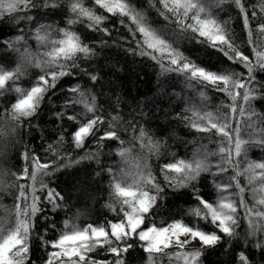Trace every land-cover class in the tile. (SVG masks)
<instances>
[{
	"label": "snow or ice",
	"instance_id": "snow-or-ice-1",
	"mask_svg": "<svg viewBox=\"0 0 264 264\" xmlns=\"http://www.w3.org/2000/svg\"><path fill=\"white\" fill-rule=\"evenodd\" d=\"M144 4L146 8L137 9L132 0H92L91 4L87 0H43V3L0 0V20L7 16V22L15 25L22 21L33 23L32 11L41 8L66 7L68 12V27L40 24L35 28L32 38L42 52L31 51L24 35L7 40L0 37V44L17 57L14 68L0 66V96L9 92L17 94L15 103L0 117L10 115L12 120L27 121L31 127V118L37 117L46 96L51 102L48 94L56 95L60 80L82 75L92 82L97 81L98 75L82 67L80 61L95 59L99 55L98 47L118 46L132 56L155 62L160 78L175 74L182 79L185 89L199 97L200 103L195 104L190 98L181 97V93H171L188 103L175 119L204 134L208 144L213 143L214 137L222 141V146L218 147L219 158L214 164L208 162L207 157L217 153L204 144L196 149V153L202 152L204 158L165 162L160 168L168 188L174 191L190 188L192 191L198 204L187 214L194 217L196 223L174 220L166 226L163 222L158 226L150 219L165 186L152 171L145 173L147 165L130 159V148L125 147L126 141L120 133L131 129L133 137L140 141V147L147 148L149 154L157 157L166 142L155 139L142 127L137 129L134 121L125 126L121 116L103 113L92 89L77 82L67 89H60L65 92L62 110L53 115L58 121L67 119L77 125L76 131L70 133L76 149H84L91 138L96 150L84 151L73 161L71 157L61 156L60 151L49 143L44 149L45 155L54 153L56 156L49 163L47 160L42 162L39 155L25 148L22 171L14 173L18 191L16 200L24 203L23 206L15 205L14 227L5 228L0 224V264H126L124 257L135 246L130 242L133 240L140 242L148 254L147 264H159V255H168L165 249L171 246L179 251L168 255L169 264H204L205 249H214L222 241H226L224 254L232 257L231 264H257L249 250L264 251V162L244 159L242 149L246 144L264 148V126H261L264 125V114L254 106L256 100L264 98V82L258 81V73H264V0L254 3L250 0H144ZM225 5L231 6L235 13L239 33L225 26L228 21L221 23L214 15V9L225 11ZM149 11L157 12L164 23L157 26L149 19ZM112 18L117 24L110 28L107 25ZM77 24L99 34L98 41L84 42L71 27ZM121 27L127 35L121 34ZM113 30L117 34L115 38ZM185 39L215 49L230 65H238L239 69L229 67L214 71L202 66L180 50V42ZM21 41H24L23 48ZM27 65L40 68L41 74L31 87L24 88L19 81L28 75ZM209 88L224 98L220 101L226 113L223 119L214 111L202 108L209 99L206 92ZM160 89L161 94L167 95L163 86ZM77 106L80 111L76 110ZM254 128L256 130L252 131ZM246 129L252 131L255 139H245ZM58 131V143L63 145L68 133L62 124ZM137 131L138 136L135 135ZM107 141L119 142L115 155L127 165V168L100 170L112 176L113 200L108 207L116 214V221L80 228L65 220V230L58 237L50 240L39 237L46 252L32 260L30 238L34 221L40 216L47 220L46 206H51L54 212L65 199L45 178L73 163L95 161L100 164L101 150ZM59 159L69 162L60 164ZM202 174L213 178L214 201L205 200L200 194L198 181ZM122 176L130 177V182L122 183ZM241 223L245 225L242 232L239 231ZM55 228L56 224L52 222L51 229ZM192 241H197L199 247L189 249L187 246ZM237 242L240 247H233ZM100 252L112 259L100 258Z\"/></svg>",
	"mask_w": 264,
	"mask_h": 264
},
{
	"label": "trees",
	"instance_id": "trees-1",
	"mask_svg": "<svg viewBox=\"0 0 264 264\" xmlns=\"http://www.w3.org/2000/svg\"><path fill=\"white\" fill-rule=\"evenodd\" d=\"M38 3H43V0H37ZM254 3L255 0H250ZM88 4L92 0H87ZM132 4L137 9L146 8L144 0H132ZM225 11L214 9L213 13L216 18L223 23L228 21L226 27L234 29L237 33L240 32L239 22L235 19V13L231 10V6L225 5ZM34 16V21L31 24L20 22L18 25L8 23L7 16L0 20V37L5 40L12 39L17 35H24L27 40V47L33 52H42L32 34L35 28L40 24H52L57 27H68L66 21L68 12L65 8L56 9H38L31 13ZM149 19L154 21L157 26L164 23L163 18L155 11L147 12ZM233 17L229 19V17ZM117 24V20L112 18L108 21V27ZM86 43L98 41L99 34L93 33L83 25L77 24L71 26ZM120 32L127 35V32L121 27ZM116 32L113 30V38L116 37ZM105 39H108L105 37ZM23 48L24 41L20 42ZM180 50L185 52L189 58L206 68L212 70H223L229 67L239 69L238 65H230V62L215 49L198 43L193 39H185L180 42ZM99 55L90 61L81 60V66L87 68L90 72L96 73L98 79L92 82L87 76L77 75V77H65L57 84L58 91L56 95L49 93L51 102L48 97H45V102L41 105V110L37 117L31 118L32 126L29 127L27 121H22L19 127V136L16 138L13 128L4 122V117H0V151L6 149L10 144H15L11 156L13 170L20 174L24 165L22 153L27 147L34 154L42 158V162L47 160L49 163L56 159L54 153L45 155L44 149L49 143L60 151L61 156L71 157L74 161L79 156L83 155L84 151H95V141L89 138L86 141L84 149H76L71 142L70 133L76 131L77 125L74 122L64 119L58 121L53 115L55 112L61 111V105L64 101L65 92L60 89H67L72 84L79 82L85 88H91L97 95V103L103 113L110 115H119L122 117V123L127 125V122H135L138 128L146 129L155 139L166 142V147L162 149L163 155L154 158L152 163L153 175L157 176L158 181L165 186V192L162 198L158 200L157 207L153 209L150 219L160 226L161 223L166 226L174 220H182L185 223L194 224L196 220L189 216L188 210L197 206L198 201L194 197L190 188H184L174 191L166 186L163 178V173L160 168L165 162H175L176 160H190L191 153L195 147L207 144L209 148H214L215 144H208L204 134L197 133L194 129H190L185 124L175 117L181 113L188 103L183 98H178L171 95L173 92L181 93V97H187L193 103L199 104V97L190 89H185L181 78L175 74L170 77H159L158 67L155 62L147 60L139 56H132L125 51H122L118 46H109L107 48H97ZM247 51V49H245ZM17 63V57L14 52L7 49L3 44H0V66L5 68H14ZM40 70L32 69L28 75L23 77L19 84L24 88H29L36 82L40 75ZM160 81V83H159ZM258 81L264 82V73H258ZM161 86L167 95L161 94ZM209 99L214 106L216 103L224 99L221 95L216 94L212 89H206ZM17 94L6 93L0 96V115H5L7 110L11 108V104L15 103ZM257 111L264 114V98L254 102ZM77 111L81 108L77 106ZM10 116V115H8ZM61 124L68 135L65 136L63 145L58 143L59 131ZM37 125L39 127H37ZM264 126V125H261ZM41 132L43 139H41ZM125 141L131 140L134 133L131 129L128 132L120 133ZM138 134V131L135 135ZM246 138V136H245ZM218 138L214 137V140ZM119 142L107 141L105 147L101 150L103 155L100 157V164L95 161H84L80 164H72L70 167L61 168L52 177L45 178L49 181L50 186L56 188L64 197L61 201V207L56 211L51 210V206H46L44 215L47 220L40 216L34 221L33 234L30 238L32 250V260L42 257L46 249L41 246L42 242L39 237L45 239H54L59 236L61 231H64L63 223L65 220L71 222L74 219L78 227L84 228L88 224L106 225V222L116 221V214L113 213L108 205L113 200L112 194V176L106 171L100 170L105 167L116 168L119 157L115 155L116 149L119 147ZM175 154V155H172ZM242 157L254 163L264 162V148L243 146ZM69 161L59 159L58 163L64 164ZM100 173L97 175V173ZM2 174V173H0ZM212 177L209 174H202L198 181V187L201 196L205 200H215L216 193L212 187ZM28 183V181H20ZM18 196V191L16 192ZM251 202V197H247ZM23 206L24 201H17ZM90 210V211H89ZM56 224L55 229H51V223ZM245 225L241 223L239 231H243ZM6 228V227H5ZM134 247L125 254L126 264H147L148 254L144 252L140 242L135 240ZM189 249L197 248L187 246ZM226 241H222L214 249H205L204 264H231L232 257L225 255ZM233 247L239 248L240 244L234 243ZM177 250L166 251L171 255ZM250 255L253 261L257 264H264V251H256L250 249ZM168 255H159V264H169ZM100 258L112 259L106 253L100 252Z\"/></svg>",
	"mask_w": 264,
	"mask_h": 264
},
{
	"label": "clouds",
	"instance_id": "clouds-1",
	"mask_svg": "<svg viewBox=\"0 0 264 264\" xmlns=\"http://www.w3.org/2000/svg\"><path fill=\"white\" fill-rule=\"evenodd\" d=\"M32 69H38L41 71L40 68L35 67L33 65H27L26 71L29 73ZM212 105V101L208 99V101L202 105V108L204 110H210L214 111L216 115L223 119L226 115L224 112L223 106L221 105V102L216 103L214 106L210 107ZM4 122L8 123L14 130V135L17 138L19 136V127H20V121L12 120L10 116L4 117ZM254 128L252 131H255ZM248 135H246L245 139L252 140L255 139V137L252 135V131H248ZM137 134L136 136H138ZM212 144H215L216 146L214 148H209L212 152H216L217 155L215 156H208L207 160L210 163H216L219 158V152L218 147L222 146V141L219 139H216L213 141ZM249 146H254L252 144H249ZM16 147L15 144H10L6 149L0 151V224H2L4 227H14L15 226V205H16V192H17V181L15 180L16 173L13 170L12 166V160L11 156L13 153V149ZM125 147L130 148L129 157L131 160H139L141 164L147 165V167L144 169L145 173L148 171L153 172V166L152 161L154 158H158L156 154H149L147 151V148H141L140 147V141L136 139L135 137H132L131 140L126 141ZM199 147H195L194 150L191 153L190 160H194L197 158H204V154L196 153V149ZM163 155V152L161 151L160 156ZM116 168H127V165L122 163L119 159V161L116 164ZM122 183H129L131 178L128 176H122L121 178ZM90 211V210H89ZM72 224L75 223V214L74 219L71 222Z\"/></svg>",
	"mask_w": 264,
	"mask_h": 264
},
{
	"label": "rangeland",
	"instance_id": "rangeland-1",
	"mask_svg": "<svg viewBox=\"0 0 264 264\" xmlns=\"http://www.w3.org/2000/svg\"><path fill=\"white\" fill-rule=\"evenodd\" d=\"M189 246H193V247H199V243L197 241H192ZM171 250H177V248L175 246H171L168 249H165L166 251H171Z\"/></svg>",
	"mask_w": 264,
	"mask_h": 264
}]
</instances>
